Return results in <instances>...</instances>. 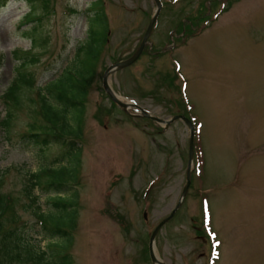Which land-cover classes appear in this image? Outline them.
Segmentation results:
<instances>
[{
  "label": "rangeland",
  "instance_id": "rangeland-1",
  "mask_svg": "<svg viewBox=\"0 0 264 264\" xmlns=\"http://www.w3.org/2000/svg\"><path fill=\"white\" fill-rule=\"evenodd\" d=\"M91 1L7 0L0 6V121L11 111L8 129L0 123V192L12 198L18 224L38 249L48 239L34 212L50 213L47 199L56 194L40 187L28 194L29 177L55 167L62 152L54 144H29L22 134L39 119L38 88L86 41ZM160 2L151 43L108 77L121 100L193 124L190 184L156 233V254L166 264H264V0ZM103 4L108 33L85 101L78 216L67 252L75 264H153L150 234L176 206L186 181L189 127L181 119L164 126L108 97L104 70L133 53L156 4ZM186 24L192 31L180 33ZM17 50L34 60L25 69L33 80L11 108L1 96L18 68Z\"/></svg>",
  "mask_w": 264,
  "mask_h": 264
},
{
  "label": "trees",
  "instance_id": "trees-1",
  "mask_svg": "<svg viewBox=\"0 0 264 264\" xmlns=\"http://www.w3.org/2000/svg\"><path fill=\"white\" fill-rule=\"evenodd\" d=\"M6 1L0 0V6ZM87 11L90 16L87 18L86 41L77 47L74 59L43 87L38 88L39 108L35 115L39 119L32 121L28 130L22 134L29 144L42 147L54 144L62 152L55 167L31 173L29 188L26 191L31 194L33 188L40 187L43 193L52 191L57 196L47 199L50 213L39 212L38 208L34 212L48 242L44 249H38L36 244L29 242L24 235L22 224H18V218L12 212V198L0 192V264H75L67 250L73 243L72 231L76 227L78 216L75 205V185L78 181L81 156L78 139L82 133L88 87L95 76L97 57L108 33V19L103 0L91 1ZM29 21L37 23L39 18ZM181 27L179 32L182 34L192 31L190 24ZM35 31L36 26L29 30L32 34ZM31 38L32 44H35L36 38L32 35ZM15 53L18 68L1 96L3 102L8 103L11 108L19 106L21 88L24 85L30 86L33 80L25 69L34 60L28 57L27 51L17 50ZM79 53L82 58H78ZM10 115L11 111H8L7 116L0 121L6 130L9 127ZM69 190H73L71 196L65 193ZM31 198L32 202L36 203L37 197L32 195Z\"/></svg>",
  "mask_w": 264,
  "mask_h": 264
},
{
  "label": "water",
  "instance_id": "water-1",
  "mask_svg": "<svg viewBox=\"0 0 264 264\" xmlns=\"http://www.w3.org/2000/svg\"><path fill=\"white\" fill-rule=\"evenodd\" d=\"M155 4H156V9L153 13V15L151 16L149 23L147 25V28L139 42V44L137 45L136 49L133 51L132 54H130L128 57L109 65L103 72V76H102V86L104 91L106 92V94L108 95V97L115 103L117 104L121 109L127 111L129 108H133L134 110H139L140 111V115L142 117H146V118H150L152 120H154L155 122L162 124L164 126L170 124L171 122L177 120V119H181L183 120L189 127V155H188V164H187V170H186V181L185 184L183 185L179 200L177 205L171 210V212L164 217L153 229V231L150 234L149 237V241H148V255L149 258L151 260V262L153 264H166L164 261H162L156 254L155 251V237H156V233L158 232V230L160 229V227L167 222L175 213L176 209L179 207V204L181 202V200L184 198V196L186 195V192L188 190L189 184H190V178H189V174H190V165L192 162V154H193V134H194V129H193V124L192 122L187 118L184 117L183 115L177 114L172 116L171 118H161L151 112H149L148 110L142 108L141 106L137 105L134 102L131 101H124L121 100L118 95L116 94V92L113 90L112 86L109 83L108 77L109 75L116 70H120L122 68H125L129 65H131L133 62H135L137 60V58L140 56V54L143 51V48L145 46V44L148 41V37L152 31L154 22L156 21L160 10H161V2L160 0H154Z\"/></svg>",
  "mask_w": 264,
  "mask_h": 264
},
{
  "label": "bare ground",
  "instance_id": "bare-ground-1",
  "mask_svg": "<svg viewBox=\"0 0 264 264\" xmlns=\"http://www.w3.org/2000/svg\"><path fill=\"white\" fill-rule=\"evenodd\" d=\"M117 94V93H116ZM118 95V94H117ZM119 98H122L120 95H118Z\"/></svg>",
  "mask_w": 264,
  "mask_h": 264
}]
</instances>
